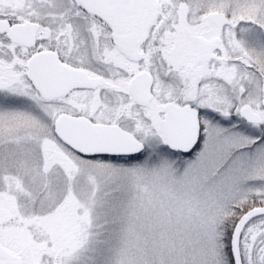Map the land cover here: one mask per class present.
<instances>
[{
    "label": "snow or ice",
    "instance_id": "snow-or-ice-1",
    "mask_svg": "<svg viewBox=\"0 0 264 264\" xmlns=\"http://www.w3.org/2000/svg\"><path fill=\"white\" fill-rule=\"evenodd\" d=\"M0 264H264V0H0Z\"/></svg>",
    "mask_w": 264,
    "mask_h": 264
}]
</instances>
